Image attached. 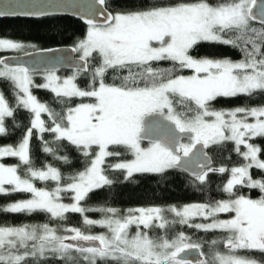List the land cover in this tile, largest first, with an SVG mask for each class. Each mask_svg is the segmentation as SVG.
Returning <instances> with one entry per match:
<instances>
[{
    "label": "snow or ice",
    "instance_id": "6c2138e0",
    "mask_svg": "<svg viewBox=\"0 0 264 264\" xmlns=\"http://www.w3.org/2000/svg\"><path fill=\"white\" fill-rule=\"evenodd\" d=\"M61 10L87 26L84 38L70 49L77 56L66 58L64 66L72 70L67 77L57 75L56 63L28 64L21 56L3 55H32L27 49L35 46L0 38V137L9 134L6 121L15 120L18 111L31 114L18 144L0 146V161L18 160L11 166L0 162V195L30 198L0 211L41 212L59 222L79 214L86 228L107 231L94 234L63 223L0 226V264H264V178L252 175L253 169L264 172V149L252 142L264 138V105L213 107L220 97L264 95V0H140L133 8L118 7L114 0H0V18H39ZM201 43L230 46L241 59L197 58L192 52ZM160 62L171 67L161 68ZM185 70L192 74H179ZM37 75L43 84L34 83ZM82 77L84 87L77 83ZM33 87L49 90L61 111L41 102ZM34 131L44 153L70 164L60 154L70 146L84 158V168L65 178L50 164L35 167ZM229 143L242 163L214 166L208 149L223 151ZM125 154L131 158L120 160ZM110 158L117 162L106 165ZM108 170L121 173L123 180L180 171L197 186L209 185L213 174L228 173L219 187L227 198L129 208L123 214L115 207L83 205L90 193L117 182ZM36 181L55 187L39 188ZM241 188L260 196L242 195ZM64 194L71 203L64 202ZM89 212L102 218L92 219ZM220 214L231 216L220 219ZM176 225L223 235L200 242L179 231L169 238ZM154 229L161 234L150 235ZM221 244L225 251L218 250ZM193 251L197 257L188 258Z\"/></svg>",
    "mask_w": 264,
    "mask_h": 264
},
{
    "label": "trees",
    "instance_id": "16d2710c",
    "mask_svg": "<svg viewBox=\"0 0 264 264\" xmlns=\"http://www.w3.org/2000/svg\"><path fill=\"white\" fill-rule=\"evenodd\" d=\"M210 3H215L216 0H209ZM116 6L121 8H133L139 6L140 0H114ZM86 25L75 18L69 17H47L40 19H0V38H10L15 41L23 42L28 45H34V48H28V52L34 51H46L53 50L61 47H73L75 43L84 38L86 34ZM20 53H4L3 55H22ZM192 54L197 58H212V59H224L230 58L233 61L241 59V53L230 47L214 43H201L196 46ZM161 68L171 67L170 62H160L158 65ZM60 76L67 77L72 72H60ZM185 76L191 75V70H185L179 73ZM45 81L42 76L37 75L34 79L36 85H41ZM109 82L110 77H109ZM77 83L84 87L87 84L85 78H80ZM3 91L10 102H13V97L9 91L8 85H3ZM33 94L44 103L49 104L56 111H61L62 106L55 102L53 94L43 88L33 87ZM73 103H78L74 100ZM264 105V95L257 96L255 98H249L245 96H238L235 98H217L213 102V107L217 110L234 109L242 106H257ZM30 113L26 111H18L16 113L15 120L9 118L6 121L8 127V135L0 137V146L13 145L15 146L21 140L24 130L29 126ZM47 121V116L43 115ZM20 124V127H16V124ZM45 139L51 140V134L45 133ZM258 144L264 149V138H256L252 141ZM147 146L148 144H144ZM233 145L229 143L225 150L218 151L215 147L209 148V154L213 158L214 166L225 165L228 167L237 166L242 163V160L232 151ZM62 155H67L71 161L70 164H65L62 161L54 159L51 155L46 154L42 150V142L38 137V134L34 131L31 140V156L34 161V165L37 168H43L45 165L50 164L57 167L65 178L73 175L79 170H82L85 165V160L73 150L70 146H66L62 152ZM230 156V159L228 158ZM130 154H125L120 157V160L130 159ZM264 158V156H262ZM5 165L11 166L18 164L16 158H4L2 161ZM117 159L110 158L108 163H115ZM21 174L23 168H21ZM107 174L110 178H113L117 182L110 188H104L94 191L89 194L88 198L82 202L87 207H115L123 214L129 208L137 207H169V206H182L192 203H208L216 200L226 199L227 196L223 192L219 191V187L223 185L229 178V174L223 175L213 174L210 176V184L206 186L194 185L191 181V177L180 171H170L165 177H160L152 174H136L131 180H123L122 174L119 172H113L108 170ZM252 175L255 179L264 178V172L259 170H252ZM67 182V179L64 181ZM39 188H48L51 190L55 187L54 182H48L47 184L40 181L35 182ZM240 194L250 195L252 198H259L260 193L257 190H249L246 188L240 189ZM65 203H71V200L67 198L68 194H64ZM30 198V194L27 193H12L8 195H0V209L3 207ZM87 215L92 219H101L102 216L98 212H89ZM48 223L52 227H57L63 223L66 226L79 227L84 231H91L94 234L103 233L104 229L100 227L86 228L82 223V218L79 214H68V219L65 222H59L54 219H50L45 213L35 212L31 215L19 213H5L0 211V226H21L24 224H44ZM168 233L169 238L175 235L176 232L183 231L187 235L191 236L194 241L206 242L214 238H219L223 234L219 232H201L194 228H188L187 226H179ZM150 235L158 236L159 231H151ZM205 252L208 251V244L205 243ZM218 250L225 251L223 245L218 246ZM259 256V254H254Z\"/></svg>",
    "mask_w": 264,
    "mask_h": 264
},
{
    "label": "water",
    "instance_id": "95a60500",
    "mask_svg": "<svg viewBox=\"0 0 264 264\" xmlns=\"http://www.w3.org/2000/svg\"><path fill=\"white\" fill-rule=\"evenodd\" d=\"M47 17H69V18H75L77 20H80L79 18L73 16L71 14L70 11H55L54 14L52 15H48V16H44V17H7V18H0V19H40V18H47ZM81 21V20H80ZM85 24V23H84ZM72 47H61V48H57V49H53V51H34L31 52L32 55H18L21 56L22 62L24 63H28V64H32V63H47V62H52V63H56L57 66L59 67V71L57 73L60 72H72V70L70 68L65 67L64 65L66 63H68L69 61L66 59L68 57H75L77 56V54L72 53L70 51ZM9 56H17V55H9ZM60 62V63H58ZM144 144H148L147 141L143 142ZM186 175H188L187 173H185ZM189 176V175H188ZM197 253L196 252H189L187 254L188 258H195L197 257Z\"/></svg>",
    "mask_w": 264,
    "mask_h": 264
},
{
    "label": "rangeland",
    "instance_id": "374dc122",
    "mask_svg": "<svg viewBox=\"0 0 264 264\" xmlns=\"http://www.w3.org/2000/svg\"><path fill=\"white\" fill-rule=\"evenodd\" d=\"M9 53H16V52H9ZM57 75H59L58 73H57ZM61 77H63V76H61ZM66 77V76H65ZM220 98H224V97H220ZM226 110H232V109H226ZM143 147H148L149 146V144L147 145V146H144V145H142ZM230 216H231V214H220V216H219V218L220 219H227V218H230ZM196 222H200V221H196ZM204 222H206V221H204ZM179 226H181V225H179ZM177 227V225L176 226H174L173 228H171V229H175ZM104 229V228H103ZM107 230L106 229H104V232H106ZM132 233H135V231H136V229H135V227H133L131 230H130ZM152 231H159L160 232V234H161V230H159V229H154V230H152ZM169 232H171L170 230H169ZM172 238V237H171Z\"/></svg>",
    "mask_w": 264,
    "mask_h": 264
}]
</instances>
